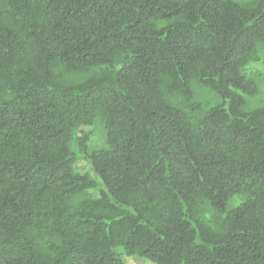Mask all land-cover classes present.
I'll return each instance as SVG.
<instances>
[{
  "label": "trees",
  "instance_id": "16d2710c",
  "mask_svg": "<svg viewBox=\"0 0 264 264\" xmlns=\"http://www.w3.org/2000/svg\"><path fill=\"white\" fill-rule=\"evenodd\" d=\"M261 45L264 0H0V264H264Z\"/></svg>",
  "mask_w": 264,
  "mask_h": 264
},
{
  "label": "rangeland",
  "instance_id": "374dc122",
  "mask_svg": "<svg viewBox=\"0 0 264 264\" xmlns=\"http://www.w3.org/2000/svg\"><path fill=\"white\" fill-rule=\"evenodd\" d=\"M241 4H248L254 0H235ZM260 59L257 62L251 63L246 69V74L255 79L258 82V91L253 95L245 96V108L253 109L259 106L264 105V45L259 47ZM84 73H75L72 74L71 80L78 81L84 77ZM197 98L203 104L204 107H210L212 105H216L221 102V98L217 96L212 90L198 87L196 90ZM90 140L88 142L89 148H99L106 145V132L103 127L100 119H96L94 124L90 128ZM75 151L78 154V157L81 156V153L78 152V148L75 147ZM78 168L81 170H91L89 169L88 164L81 158L77 161ZM94 175V173H93ZM89 194L97 195L98 191L89 190ZM87 192V194H88ZM125 264H156L148 259L131 255L125 257Z\"/></svg>",
  "mask_w": 264,
  "mask_h": 264
}]
</instances>
